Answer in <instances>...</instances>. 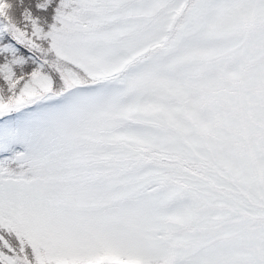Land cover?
Wrapping results in <instances>:
<instances>
[{"label": "snow or ice", "instance_id": "obj_1", "mask_svg": "<svg viewBox=\"0 0 264 264\" xmlns=\"http://www.w3.org/2000/svg\"><path fill=\"white\" fill-rule=\"evenodd\" d=\"M0 264H264V0H0Z\"/></svg>", "mask_w": 264, "mask_h": 264}]
</instances>
